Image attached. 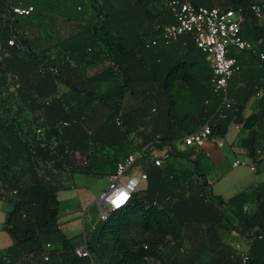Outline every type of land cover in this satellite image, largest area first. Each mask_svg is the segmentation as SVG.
<instances>
[{
    "label": "trees",
    "instance_id": "1",
    "mask_svg": "<svg viewBox=\"0 0 264 264\" xmlns=\"http://www.w3.org/2000/svg\"><path fill=\"white\" fill-rule=\"evenodd\" d=\"M105 1L0 0V200L11 205L2 229L13 239L0 250V264H148L150 258L168 264L163 252L173 242L180 254L171 264H264V182L225 198L212 190L205 145L177 148L184 134L205 123L219 139L235 122L249 129L245 149L256 159L264 151L263 99L258 113L244 112L262 77L254 83L234 72L225 102L213 89L210 68L202 99L177 107L175 82L188 84L194 95L198 56L206 54L191 34L162 45L187 48L170 66L157 53L163 41L147 45L174 21L171 0H138L141 6L113 19ZM255 1L194 0L241 9L242 35L258 42L264 26L251 8ZM17 4L35 10L13 19L10 7ZM57 14L77 29L57 33ZM106 59L111 64L102 66ZM131 136L148 147L127 172L153 150L169 148L172 161L143 165L146 187L86 229V251L79 255V243L61 228L59 193L74 187L77 173L105 174L111 160L115 173ZM219 230L251 239L247 262ZM48 243L54 245L49 251Z\"/></svg>",
    "mask_w": 264,
    "mask_h": 264
},
{
    "label": "built area",
    "instance_id": "2",
    "mask_svg": "<svg viewBox=\"0 0 264 264\" xmlns=\"http://www.w3.org/2000/svg\"><path fill=\"white\" fill-rule=\"evenodd\" d=\"M169 7L174 16V21L163 25L161 33L149 39L147 45L154 46L160 41L170 44L179 41L185 34H191L197 46L206 54V59L213 71L211 79L213 89L216 93L223 94L225 102H228L229 80L237 68V60L230 55L231 50L257 53L264 69V52L259 51L258 45L245 38L241 33L244 21L241 9L197 6L194 0H171ZM251 8L260 21L264 19L261 2L255 1ZM34 10L33 5L17 4L10 7L13 19L28 16ZM14 43L15 38H11L9 44L13 45ZM53 71L56 70L53 69ZM257 95L264 96V74ZM181 141L187 147H202L207 141H211L220 147L223 146L222 141L212 135V128L209 123L184 134ZM147 147L141 148L137 153L130 154L125 160H121L117 164V170L111 176L110 185L97 199L101 218H105L111 211L120 209L130 202L132 193L136 190L131 187V183L147 181L148 177L145 173L138 177H129L128 181L124 180L129 167L145 152ZM152 157L156 165H162L163 158L161 155L153 154ZM256 160L257 162L264 161V151L259 150L257 152ZM241 164L245 163L239 160L234 162V166ZM252 169H256V164L252 165ZM251 245V239L245 237L233 245L243 262H247L250 258ZM53 248L54 245L51 243L46 245L47 251ZM85 251L86 234L84 233L80 244L77 245L76 252L82 255ZM45 259L49 260V253L46 254Z\"/></svg>",
    "mask_w": 264,
    "mask_h": 264
},
{
    "label": "crops",
    "instance_id": "3",
    "mask_svg": "<svg viewBox=\"0 0 264 264\" xmlns=\"http://www.w3.org/2000/svg\"><path fill=\"white\" fill-rule=\"evenodd\" d=\"M260 2H263L264 4V0H260ZM261 25L264 26V21L262 22V20L260 21ZM258 45V49L261 52H264V38H261L260 41L255 42ZM161 47L159 48V50L157 51L158 54L163 55L166 58V61L168 62V65L172 64L175 60V57L178 56H184L185 53L187 52V48L185 45L180 46V44H173V45H168V46H162L164 45V42H160ZM0 50H1V45H0ZM195 52H193L194 54ZM230 53H234L236 54L235 58L237 60V68L235 70V75L236 74H241L243 77H245L246 79L251 80L254 83H259L261 80V75H263V67L261 65V61L259 58V55L257 53H253L250 51H234L231 50ZM198 65H196L195 67V79L197 82V86L195 87V90L197 91L194 95L192 89L190 88V86L188 84H186L185 82H183L182 80H178L175 82V87H174V92L176 94V98L178 99L177 102V107H182V106H191L193 105L191 102L194 103H198L201 99L203 94L207 93L208 90V85H209V78L207 76V72H210V65H208L206 63V59L204 60L202 58V55L198 56ZM166 62V63H167ZM169 65V66H170ZM96 71V70H94ZM211 75L213 76V71L211 73ZM212 79V78H211ZM262 99L264 101V98H262V96H258L257 94L252 96V98H250V100L248 101V103L246 104V109H245V116H250L252 114L258 113L260 111L261 105H262ZM196 101V102H195ZM187 102L186 105H184ZM183 114H181L182 116ZM258 127L255 126L254 129H257ZM249 133V129H246L242 126V124H238L235 122H232L229 126V130L228 133L226 135L225 138H219L220 141H222L223 143V148L226 145H229V147L234 151L235 154H239L241 156H244L245 159L247 160L246 163H249L251 165L250 169L253 172L254 175H252V173L245 175L246 173H244L242 176H239L237 178H235L239 183H237L238 185H244L241 190L235 192L234 194L245 190L247 188H250L251 186L260 184L262 182H264V161L261 162H257L256 159L251 158L248 155L247 150L245 149V138L247 137ZM222 147L218 146L217 144L211 142V141H207V143L205 144V149L208 152L209 156H210V160H211V164H212V168H217L218 165H220L223 162V159L226 157L225 151H223ZM242 161L243 163H245L242 159H239L238 157L233 161V165L235 161ZM256 164V169L253 170L252 169V165ZM215 166V167H214ZM209 171V181L212 184V190L215 194L218 195H222L225 198H229L231 196H233L234 194H232L231 196H225L222 193H217L215 191V187H214V182L213 181H218L220 178L219 176L217 177V180H214V178H211V174L212 171ZM213 180V181H212ZM243 183V184H242ZM246 183V184H245ZM100 196V195H99ZM98 198V197H97ZM84 213H86V211H84ZM88 219V228L93 227L96 222L100 219V211L98 209V211H96L95 209L93 211H91V215L89 216ZM81 220V218L77 217L76 211L73 210H68L64 213L61 212L60 214V224H61V228L62 230L67 234L68 237H72L75 238V242L76 244L80 243L82 236L80 233V223L79 221ZM219 232V231H218ZM228 233H231V231H227ZM221 234V233H219ZM235 235H237L235 237V241L234 242H228L226 240V238L224 237V235L222 234V239L232 245H234L235 242L240 241L244 238V236H242L239 233H236ZM183 247L186 248L188 246V239H184L182 241ZM181 251H184V249H182ZM164 257H165V261H167L168 264H171L173 258L175 256H178L180 254V252L177 249V246H175V243L173 242L170 246V248L165 249V251L163 252ZM211 254L210 253H205L204 257L205 258H210ZM148 264H161V262L155 258H150L148 260Z\"/></svg>",
    "mask_w": 264,
    "mask_h": 264
},
{
    "label": "rangeland",
    "instance_id": "4",
    "mask_svg": "<svg viewBox=\"0 0 264 264\" xmlns=\"http://www.w3.org/2000/svg\"><path fill=\"white\" fill-rule=\"evenodd\" d=\"M137 1L138 0H106L105 4L107 10L112 14L111 18L113 19L117 11L120 16H122L121 14L125 12H133L135 6H141V4ZM54 17L55 29L57 33L66 35L72 32L73 30L77 29V26L73 27L74 23L70 22L68 18L58 14ZM109 64H111V60L106 59L103 62L102 66H106ZM132 102V98L129 97L126 101V104L130 106ZM141 143L142 142L140 138L136 136H131V138L126 143L125 148L119 154V160H125L126 157L130 154L137 153L142 147ZM177 148H179V150L181 151H184L187 149V146H185L183 142H177ZM222 149L223 151H225L226 157L223 159V162L217 166V168L211 169V178L217 180L216 176H219L220 179L218 181L212 180L214 182L215 191L217 193H222L228 197L244 188V185L237 184L239 182L235 178L242 176L244 173H246L245 175H248L250 173H252V175L254 174L250 169L251 165L249 163H246L247 160L244 156L235 154L234 151L229 147V145L224 146V148L222 147ZM153 154L161 155V157H163V159L165 160V163L167 161H172L170 158L168 159V155L170 154L169 148L163 152L153 150L151 151L150 156L142 158L134 167H132L126 173L124 180L128 181L129 177L140 176L143 170V165L152 161ZM237 157L239 159H242L245 164L234 166L233 161ZM179 162L181 163L183 161L179 160ZM115 165L116 161L111 160L110 165L107 166L106 170H104L105 174L102 175L77 173L73 178L74 184L73 182H70L74 185V187L68 190H63L59 193V198L62 201L61 212L64 213L70 209L76 211L77 217L81 218V220L79 221L81 231L80 233H82L81 236L85 233L86 229L88 228V215L90 216L91 211H93L94 209L96 211H98L99 209L97 199L99 198V195L110 185L111 176L114 174L113 167ZM146 185V182L133 184L131 183V187L136 190L145 188ZM10 208L11 205L8 202L0 200V250L9 246L13 242V239L10 234L2 229V223L6 219L7 211L10 210ZM84 211H86V213H84ZM219 233H221V236L223 234L228 242H234L235 237L237 236L235 235L237 232L233 230L231 231V233L219 230Z\"/></svg>",
    "mask_w": 264,
    "mask_h": 264
},
{
    "label": "water",
    "instance_id": "5",
    "mask_svg": "<svg viewBox=\"0 0 264 264\" xmlns=\"http://www.w3.org/2000/svg\"><path fill=\"white\" fill-rule=\"evenodd\" d=\"M80 244V243H79Z\"/></svg>",
    "mask_w": 264,
    "mask_h": 264
}]
</instances>
